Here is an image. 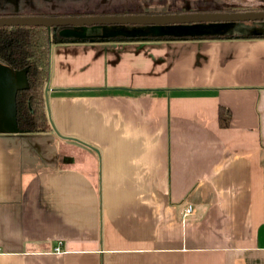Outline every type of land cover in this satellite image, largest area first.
<instances>
[{"label":"crops","instance_id":"0c3cea01","mask_svg":"<svg viewBox=\"0 0 264 264\" xmlns=\"http://www.w3.org/2000/svg\"><path fill=\"white\" fill-rule=\"evenodd\" d=\"M213 6L0 0V15L223 10ZM60 32L70 39L50 49L51 132L17 131L26 73L0 60V264H264V31Z\"/></svg>","mask_w":264,"mask_h":264},{"label":"trees","instance_id":"16d2710c","mask_svg":"<svg viewBox=\"0 0 264 264\" xmlns=\"http://www.w3.org/2000/svg\"><path fill=\"white\" fill-rule=\"evenodd\" d=\"M264 6L246 4L241 8L223 9L221 11L259 10ZM158 13L184 12V11H155ZM147 12V13H155ZM67 16L70 14H52ZM49 15V16H52ZM69 27V26H67ZM67 27L52 26L47 28L37 26H0V60L14 70H25L26 86L18 88L14 93L15 100V124L20 133L26 132H51L52 124L47 114L45 86L50 75V49L53 43L67 42L69 39L61 34V30ZM257 36L264 33L255 34ZM253 36L251 33H236L216 31L205 35H183L178 33L153 34H112L102 35L99 38L107 41L127 40H171V39H201V38H230ZM222 111L219 110V118L222 122Z\"/></svg>","mask_w":264,"mask_h":264},{"label":"water","instance_id":"95a60500","mask_svg":"<svg viewBox=\"0 0 264 264\" xmlns=\"http://www.w3.org/2000/svg\"><path fill=\"white\" fill-rule=\"evenodd\" d=\"M264 21V9L244 11H194L170 13H126V14H96V15H0V26H37L47 28L52 26H97L111 24H137V25H170L200 22H230V21ZM48 85L45 86V93Z\"/></svg>","mask_w":264,"mask_h":264},{"label":"rangeland","instance_id":"374dc122","mask_svg":"<svg viewBox=\"0 0 264 264\" xmlns=\"http://www.w3.org/2000/svg\"><path fill=\"white\" fill-rule=\"evenodd\" d=\"M200 1V0H197ZM206 3H211L214 5L213 8H229L230 4H237L236 6H241L244 0H205ZM233 1V2H232ZM231 2V3H230ZM230 3V4H229ZM245 4L254 3L255 5H263L264 0H245ZM200 8V7H198ZM212 8V9H213ZM203 9V8H200ZM211 10V8H207ZM117 13V12H115ZM83 28L86 32L100 30L102 32L110 33H130V34H156V33H178L183 35H199L210 34L215 31H245L251 30L253 32L264 31V21H230V22H200V23H185V24H170V25H137V24H111V25H97V26H73ZM67 29V28H64ZM73 29V28H72ZM66 31V30H63ZM67 31H70L69 29ZM66 31V33H67ZM92 33V32H91ZM70 36H74V33H67ZM70 39V37H66Z\"/></svg>","mask_w":264,"mask_h":264},{"label":"built area","instance_id":"2783aa9c","mask_svg":"<svg viewBox=\"0 0 264 264\" xmlns=\"http://www.w3.org/2000/svg\"><path fill=\"white\" fill-rule=\"evenodd\" d=\"M192 211V206H187L185 209H184V215H187V214H190Z\"/></svg>","mask_w":264,"mask_h":264}]
</instances>
